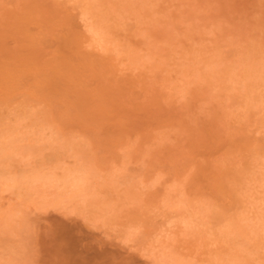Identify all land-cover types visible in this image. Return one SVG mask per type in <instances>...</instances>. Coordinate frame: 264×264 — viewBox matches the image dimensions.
Listing matches in <instances>:
<instances>
[{
	"label": "rangeland",
	"instance_id": "rangeland-1",
	"mask_svg": "<svg viewBox=\"0 0 264 264\" xmlns=\"http://www.w3.org/2000/svg\"><path fill=\"white\" fill-rule=\"evenodd\" d=\"M100 262L264 264V0H0V264Z\"/></svg>",
	"mask_w": 264,
	"mask_h": 264
},
{
	"label": "bare ground",
	"instance_id": "bare-ground-1",
	"mask_svg": "<svg viewBox=\"0 0 264 264\" xmlns=\"http://www.w3.org/2000/svg\"><path fill=\"white\" fill-rule=\"evenodd\" d=\"M69 20H70V19H69ZM69 20H67V21H69ZM71 21H72V20H71ZM71 21H70V23H67V24H72ZM73 22H74V21H73ZM68 27H69V26H68ZM71 27H72V29L75 30V31H70V30H71ZM73 27H74V26L72 25V26H70V28H68V30L70 29V30H69L70 32H68L69 34H68V37L66 38V41H67L68 46H73V45H71V44H74V45L76 46V48H75V46H73V47H74V48L76 49V51H77V50L79 49V47H82L81 44L84 43V42H83L84 39H83V40H80V35L82 34V33L80 32L81 30L78 31V28H77V27H76L77 30H76L75 28H73ZM77 31H78V32H77ZM79 32H80V33H79ZM83 37H84V36H83ZM81 41H82V42H81ZM68 42H69V43H68ZM70 43H71V44H70ZM70 48H71V47H70ZM74 48H73V49H74ZM77 48H78V49H77ZM80 49H81V48H80ZM78 51H79V50H78ZM73 52H74V50H73ZM73 52H72V54H73ZM74 53H75V52H74ZM80 53H81V52H80ZM75 54H76V56L78 55L77 52H76ZM81 54H82V58H83V56H84V57L87 56L85 53H84V55H83V53H81ZM85 55H86V56H85ZM88 55H89V54H88ZM80 56H81V55H80ZM94 56H96V55H92V58L95 59ZM77 57H79V56H77ZM89 57H91V56L86 57V61H88V63L92 66V64H94V63L97 61L98 58H97L96 61H95L94 59H90ZM98 57H99V56H98ZM105 57H106V56H105ZM105 57H101L102 60H104ZM72 58H73V57H72ZM80 58H81V57H80ZM99 58H100V57H99ZM103 58H104V59H103ZM76 59H77V58H76ZM87 59H88V60H87ZM107 59H109V58H106V60H107ZM112 59H113V58H110L109 61H108V63L113 64L112 66H113V67H116V68L118 69L117 64H116V63L114 64V63H113L114 60H112ZM78 60H79V59H78ZM90 60H91V61H90ZM92 60H94V61H93L94 63L91 64ZM98 60H99V59H98ZM110 60H111L112 62H110ZM84 61H85V60H84V58H83V61L81 60V62H84ZM81 62H80V63H81ZM71 63H72V62H71ZM74 63H76V61H74ZM84 63H85V62H84ZM89 64H88V66H89ZM96 64H97V63H96ZM99 64H100V62H99ZM110 64H109V65H110ZM74 65H75V64H74ZM76 65H78V64H76ZM85 65H87V64H85ZM85 65H84V66H85ZM101 65H103V63H101L100 66H101ZM100 66H99V67H100ZM103 66H108V64H107V65L104 64ZM103 66H102V67H103ZM80 67H82V64H81ZM109 67H110V66H109ZM74 68H75V67H74ZM85 68H86V67H85ZM87 68H88V67H87ZM94 68H95V66H94ZM104 68H105V72L107 71V73H108V72L111 73V72H112L111 69H113V68H110L111 71H108V68H107V67H103V69H104ZM106 68H107V70H106ZM83 69H84V68H83ZM89 69H90V68H89ZM99 69H101V67H100ZM87 70H88V69H87ZM91 70H92V68H91ZM96 70H97V69H96ZM96 70H95V72H94L95 74H96ZM118 70H119V69H118ZM88 71L90 72V70H88ZM92 71H94V69H93ZM113 71H115V70H113ZM116 71H117V70H116ZM105 72H104V73H105ZM90 73H91V72H90ZM117 73H118V72H117ZM105 74H106V73H105ZM111 74H112V73H111ZM90 75H91V74H90ZM98 75H99V74H97L96 76H98ZM106 75H108V74H106ZM109 75H110V74H109ZM109 75H108V76H109ZM113 75H114V77H115V72H114ZM94 76H95V75H94ZM100 76H102V74H101ZM100 76H99V77H100ZM117 76H118V75H117ZM110 77H111V75H110L109 77H106V76H105V77H103V80H104V78H105V81H106V79H107V78H110ZM114 77H113V78H114ZM130 77H131V76H130ZM132 77H133V76H132ZM116 78H117V77H116ZM127 78H128V79H131V80L133 79V78H129V76H128ZM98 79H99V78H98ZM114 79H115V78H114ZM123 79H124V78H123ZM99 80H101L102 84L104 83V82L102 81V78H100ZM115 80H116V79H115ZM133 80H134L135 83H136V79H133ZM130 82H132V81H130ZM106 83H107V82H106ZM106 83H104V84H106ZM135 83L133 82L132 84H135ZM102 84H100V85L102 86ZM132 84H131V85H132ZM251 143H252V142H251ZM252 144H253V143H252ZM247 145H248V144H247ZM250 145H251V144H250ZM253 147H255V149H256L255 144H253ZM248 148H250V147H248ZM248 148H247V149H248ZM251 148H252V145H251ZM248 150H249V149H248ZM103 248H104V247H103ZM93 252H94V251H93ZM90 253H91V252H90ZM107 255H108V254H107ZM105 256H106V255H105ZM91 257H92V256H91ZM103 258H104V257H103ZM109 258H110V257H109ZM90 259H91V258H90ZM92 259H93V258H92ZM94 259H95V258H94ZM104 260H105V259H104ZM109 260H111V259H109ZM95 261H96V259H95ZM97 261L99 262V260H97ZM105 261H106V260H105ZM105 261H104V262H105ZM112 261H115V260H112ZM100 263H101V262H100ZM114 263H115V262H113V264H114ZM90 264H91V263H90ZM98 264H99V263H98ZM101 264H103V263H101ZM108 264H110V263L108 262Z\"/></svg>",
	"mask_w": 264,
	"mask_h": 264
}]
</instances>
